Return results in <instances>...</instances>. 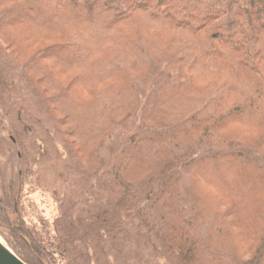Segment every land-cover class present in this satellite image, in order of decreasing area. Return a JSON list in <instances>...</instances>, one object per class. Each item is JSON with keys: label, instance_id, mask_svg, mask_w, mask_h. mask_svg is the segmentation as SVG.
<instances>
[{"label": "trees", "instance_id": "16d2710c", "mask_svg": "<svg viewBox=\"0 0 264 264\" xmlns=\"http://www.w3.org/2000/svg\"><path fill=\"white\" fill-rule=\"evenodd\" d=\"M0 114L15 202L56 204L48 228L0 196L26 264H264V0H0Z\"/></svg>", "mask_w": 264, "mask_h": 264}, {"label": "rangeland", "instance_id": "374dc122", "mask_svg": "<svg viewBox=\"0 0 264 264\" xmlns=\"http://www.w3.org/2000/svg\"><path fill=\"white\" fill-rule=\"evenodd\" d=\"M237 1L244 2L246 0H237ZM88 14L89 11H87L86 15ZM164 79H165L164 72L161 71L157 73L156 75H154L149 79L146 89L154 85L160 84L161 82L164 81ZM8 138L9 137L7 133V125L0 114V196H3L4 193H6L7 194L6 198H8L10 195L11 200H13L14 210H16L17 212L16 205L17 207H20L22 209L21 213H24V218L26 221L37 225L39 222H41V220H43L47 224V227L50 228L51 223L57 214V211H56V204L48 193L33 187V185L30 183H25L22 188L20 203L15 202V192H17V189L19 188V184L14 178V181L12 182L13 185L12 189H9L8 183L9 181H12L13 175L15 176V173L18 171V162L15 158V148L10 145ZM220 152L223 153L242 152L250 157L257 159V156L254 154V152L237 143L228 144L227 147ZM223 174L225 179L228 180L229 182L233 181L238 183L241 182L245 176H250V173L249 174L245 172L236 173V171H231V170H227V171L224 170ZM252 179L253 177L251 176L250 180H248L249 184L251 183ZM236 190H238L237 187ZM200 191H201L200 199L203 203L205 204L208 203L210 205V201H212V203L217 201V198L215 197V193L210 189L209 186L208 188L200 189ZM258 196L259 197H257V200H259L258 202L260 206L261 203L264 204L263 189L259 191ZM248 197L254 198V193H252ZM248 197L246 196L244 198L241 197V199L239 197L237 198L239 199L237 200V203H239V207H237V209L235 208L234 210L235 214L241 213V211L243 210V213H241L240 215H242L245 219L249 216L252 217L255 216L258 218L257 216L258 214L256 215L254 213L256 210L255 204L252 206ZM8 213L10 214V217L12 219L15 218V213H13L12 210H8ZM257 220L259 221V219ZM232 232L233 234H231V237L235 239L234 241L238 242L240 240L241 242V234L243 233V228L242 229L239 228ZM0 239L5 243V241L3 240V238H1V236ZM228 241L229 238L227 237L225 242L228 243ZM237 245H239V242L237 243Z\"/></svg>", "mask_w": 264, "mask_h": 264}, {"label": "water", "instance_id": "95a60500", "mask_svg": "<svg viewBox=\"0 0 264 264\" xmlns=\"http://www.w3.org/2000/svg\"><path fill=\"white\" fill-rule=\"evenodd\" d=\"M0 264H26L0 239Z\"/></svg>", "mask_w": 264, "mask_h": 264}]
</instances>
